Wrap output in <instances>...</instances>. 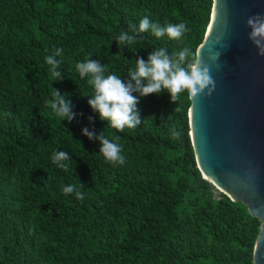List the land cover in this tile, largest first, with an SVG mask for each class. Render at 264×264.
<instances>
[{
  "label": "trees",
  "instance_id": "trees-1",
  "mask_svg": "<svg viewBox=\"0 0 264 264\" xmlns=\"http://www.w3.org/2000/svg\"><path fill=\"white\" fill-rule=\"evenodd\" d=\"M213 4L0 0V264H255L262 223L203 179L187 93L177 103L167 92L140 98L141 125L121 132L91 109L84 96L93 89L75 67L90 56L126 78L154 49L197 54ZM145 16L191 31L180 41L140 33L121 52L116 37ZM54 48L63 49L61 79L45 60ZM54 89L71 101V122L46 105ZM86 127L119 137L125 164L107 162L99 142L82 134ZM56 151L72 156L68 171L52 162ZM69 185L84 199L65 194Z\"/></svg>",
  "mask_w": 264,
  "mask_h": 264
},
{
  "label": "water",
  "instance_id": "water-1",
  "mask_svg": "<svg viewBox=\"0 0 264 264\" xmlns=\"http://www.w3.org/2000/svg\"><path fill=\"white\" fill-rule=\"evenodd\" d=\"M256 14L264 0H214L198 54L216 87L190 100L189 136L203 179L261 221L254 263L264 264V57L246 25Z\"/></svg>",
  "mask_w": 264,
  "mask_h": 264
},
{
  "label": "clouds",
  "instance_id": "clouds-1",
  "mask_svg": "<svg viewBox=\"0 0 264 264\" xmlns=\"http://www.w3.org/2000/svg\"><path fill=\"white\" fill-rule=\"evenodd\" d=\"M246 25L250 29L249 40L258 50L257 54L264 57V15L249 16ZM148 31L156 38L167 36L170 40L180 41L191 29L185 22L175 24L166 22L161 25L145 16L139 21L138 27L129 24L128 30H122L116 37L121 52L123 46L134 44L140 33ZM62 54V48H54L45 57L46 63L51 66V75L60 79L62 73L57 71L60 61L56 58ZM219 55L217 53L214 58L218 60ZM75 67L80 78H86L87 84L93 89L91 96H84L88 98L91 109L99 114L102 121H107L109 127L121 132L125 128L135 129L141 125V114L138 109L140 98L167 92L171 101L177 103L182 93L186 92L190 100L198 99L205 93L210 96L216 87L210 66L202 61L198 53L194 54L190 47H183L172 53L164 47L154 49L149 53L147 60L143 57L135 60V68L128 72L126 78L115 73L107 74L106 65L90 56L78 62ZM51 95L52 100L46 101V105L50 106L63 121L71 122L75 119L76 113L73 112L67 95H62L57 89H54ZM175 111H179V107ZM89 120L91 122L92 118ZM82 134L90 141L99 142V153L107 162L113 165L125 164L126 158L122 154L123 148L119 143V137L109 139L104 130L97 134L95 130H89L87 127L82 129ZM170 135L175 140L179 139L182 133L173 127ZM51 159L58 168L68 171L72 156L65 151H56L53 152ZM80 187H83L81 182ZM63 192L75 193L77 199H84V194L76 185L65 186Z\"/></svg>",
  "mask_w": 264,
  "mask_h": 264
}]
</instances>
